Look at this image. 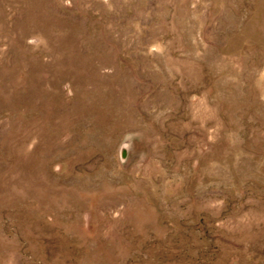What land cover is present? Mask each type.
I'll return each instance as SVG.
<instances>
[{
	"label": "rangeland",
	"instance_id": "obj_1",
	"mask_svg": "<svg viewBox=\"0 0 264 264\" xmlns=\"http://www.w3.org/2000/svg\"><path fill=\"white\" fill-rule=\"evenodd\" d=\"M0 264H264V0H0Z\"/></svg>",
	"mask_w": 264,
	"mask_h": 264
}]
</instances>
